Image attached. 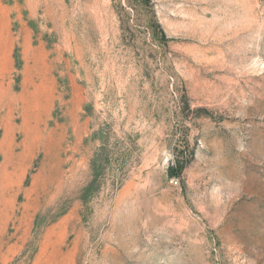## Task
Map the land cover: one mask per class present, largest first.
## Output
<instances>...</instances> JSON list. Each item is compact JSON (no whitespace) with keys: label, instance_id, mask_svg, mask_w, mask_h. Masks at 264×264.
Segmentation results:
<instances>
[{"label":"rangeland","instance_id":"obj_1","mask_svg":"<svg viewBox=\"0 0 264 264\" xmlns=\"http://www.w3.org/2000/svg\"><path fill=\"white\" fill-rule=\"evenodd\" d=\"M0 264H264V0H0Z\"/></svg>","mask_w":264,"mask_h":264}]
</instances>
